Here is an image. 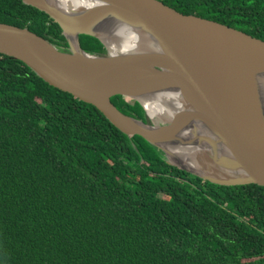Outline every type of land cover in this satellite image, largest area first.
<instances>
[{
  "label": "trees",
  "instance_id": "trees-1",
  "mask_svg": "<svg viewBox=\"0 0 264 264\" xmlns=\"http://www.w3.org/2000/svg\"><path fill=\"white\" fill-rule=\"evenodd\" d=\"M264 41V0H160ZM0 23L62 50V29L22 0ZM91 54L105 55L82 35ZM150 123L143 107L112 97ZM0 264H264V187L221 186L168 163L95 106L0 54Z\"/></svg>",
  "mask_w": 264,
  "mask_h": 264
},
{
  "label": "water",
  "instance_id": "water-1",
  "mask_svg": "<svg viewBox=\"0 0 264 264\" xmlns=\"http://www.w3.org/2000/svg\"><path fill=\"white\" fill-rule=\"evenodd\" d=\"M22 1L59 24L68 51L0 23V54L95 106L121 132L162 151L172 166L216 185L264 187L263 40L160 0H77L73 8L58 0ZM126 33L138 45L113 53L107 42L118 46ZM82 35L98 39L106 54L84 50ZM118 95L138 102L150 123L120 111L111 100ZM172 97L175 113L155 121L146 102ZM178 149L189 150L187 158Z\"/></svg>",
  "mask_w": 264,
  "mask_h": 264
},
{
  "label": "bare ground",
  "instance_id": "bare-ground-1",
  "mask_svg": "<svg viewBox=\"0 0 264 264\" xmlns=\"http://www.w3.org/2000/svg\"><path fill=\"white\" fill-rule=\"evenodd\" d=\"M58 2L64 6L65 8L75 7L78 5L77 0H58ZM69 5H65V4ZM111 47L112 52H124L130 49L132 45H138V38L133 34L126 33L125 36L120 38V42L116 43V45H112L113 43L107 42ZM146 107L150 113V115L154 118L155 121H158L160 117H170L177 110V104L175 102V98L172 97L165 100H152L146 102ZM177 154L182 157V159L187 158V153L189 150L178 149ZM189 157V156H188ZM189 160V159H188Z\"/></svg>",
  "mask_w": 264,
  "mask_h": 264
},
{
  "label": "rangeland",
  "instance_id": "rangeland-1",
  "mask_svg": "<svg viewBox=\"0 0 264 264\" xmlns=\"http://www.w3.org/2000/svg\"><path fill=\"white\" fill-rule=\"evenodd\" d=\"M97 55V54H96ZM129 101H131L132 102V100L131 99H129Z\"/></svg>",
  "mask_w": 264,
  "mask_h": 264
},
{
  "label": "flooded vegetation",
  "instance_id": "flooded-vegetation-1",
  "mask_svg": "<svg viewBox=\"0 0 264 264\" xmlns=\"http://www.w3.org/2000/svg\"><path fill=\"white\" fill-rule=\"evenodd\" d=\"M66 51H68V49Z\"/></svg>",
  "mask_w": 264,
  "mask_h": 264
}]
</instances>
